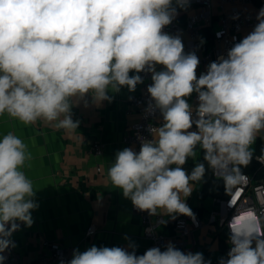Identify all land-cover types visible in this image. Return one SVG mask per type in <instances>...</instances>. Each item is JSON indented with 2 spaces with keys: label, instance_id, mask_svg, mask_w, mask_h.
Wrapping results in <instances>:
<instances>
[{
  "label": "clouds",
  "instance_id": "obj_1",
  "mask_svg": "<svg viewBox=\"0 0 264 264\" xmlns=\"http://www.w3.org/2000/svg\"><path fill=\"white\" fill-rule=\"evenodd\" d=\"M188 6L189 0L175 6L173 0H0V116L72 134L80 125L72 109L81 101L88 107L86 97L100 107L112 102L109 90L134 92L144 83L141 73L150 74L146 114L159 111L160 123L149 127L151 138H141L138 152H116L107 178L138 211L195 221L186 199L206 171L226 189H238L248 181L242 169L254 158L252 146L264 139V7L252 31L198 77L197 55L164 31ZM198 149L202 159L189 172L184 165ZM31 159L15 132L0 137V264L17 246L13 233L21 223L31 227L39 207L24 170ZM255 159L264 164V148ZM228 228L230 248L219 264H264V223L255 212L236 215ZM125 239L127 248L74 249L60 264H211L172 242L137 255V245Z\"/></svg>",
  "mask_w": 264,
  "mask_h": 264
},
{
  "label": "crops",
  "instance_id": "obj_2",
  "mask_svg": "<svg viewBox=\"0 0 264 264\" xmlns=\"http://www.w3.org/2000/svg\"><path fill=\"white\" fill-rule=\"evenodd\" d=\"M255 1V5L248 6L250 10L255 9L260 0ZM192 2L189 0V4ZM253 28L244 29L238 42ZM178 36L186 38L185 33ZM130 94L126 86L119 93L109 90L112 102L103 101L100 107L86 97L88 107L81 101L72 109L73 119L80 121L79 128L72 134L43 121L25 126L7 114L0 116V137L9 131L15 132L32 155L24 170L33 181L36 191L33 199L39 207L31 212L32 226H23L14 235L17 253L24 262L36 260L47 240L68 247L71 259L74 249L83 252L92 245L127 248V236L137 245V255L143 254L148 239L141 217L132 211L131 201L107 178L116 152L126 147L133 149V145L126 142V136L130 125L139 119V113L130 104ZM95 139L105 144L102 155L90 151L91 141ZM257 139L264 147V139ZM189 201L191 209L201 205L196 187ZM209 206L207 201L202 205L203 210L198 214L202 224L196 233V245L189 244L186 252H201L205 261L210 260L212 264L216 258L227 257L229 236L217 234L216 225L210 222ZM164 217L169 224L173 221ZM92 225L97 231L87 236Z\"/></svg>",
  "mask_w": 264,
  "mask_h": 264
},
{
  "label": "built area",
  "instance_id": "obj_3",
  "mask_svg": "<svg viewBox=\"0 0 264 264\" xmlns=\"http://www.w3.org/2000/svg\"><path fill=\"white\" fill-rule=\"evenodd\" d=\"M255 0H193L183 22L173 19L172 23L164 31L170 35L185 33L186 38L181 39L184 44L185 53L194 52L199 58L200 64L197 68V76L207 71V66L217 60L218 56L227 55V51L238 42L242 31L254 27L257 23L256 15L261 7H264V0H260L255 9L250 10L249 5H255ZM206 29L212 31V36L206 38L203 32ZM219 29V31H218ZM219 33V35H217ZM205 37V38H204ZM204 41L202 44L201 41ZM211 44L208 45V43ZM157 70H161L157 66ZM144 83L137 85L134 92L130 94V104L138 111L139 119L130 125L126 136V142L133 145L134 151H139L141 138L150 139L149 127L158 126L161 120L159 111L153 114H146L151 98L147 87L151 83L150 74L141 73ZM190 104L195 106L198 103L194 93L189 98ZM105 144L95 139L91 141L90 151L95 155H102ZM264 165V164H262ZM100 170V168H98ZM248 181L246 184L232 188L226 197H215L212 203L218 207L210 209V222L218 223L229 231V222L236 216L247 211H254L264 223V179L253 181V177L243 172ZM186 203L190 206L189 197ZM132 211L141 217L148 244L143 253L152 247H160L161 250L168 242H172L176 248L186 252L189 244L195 247L197 231L202 224V219L195 214V221L184 215H177L170 224L165 217L149 216L147 212L136 210L132 205ZM161 219L164 223H160ZM24 226L21 223L20 229ZM154 229V231H149ZM19 231V230H18ZM14 232L11 240L16 244ZM97 229L95 226L88 228L87 236L94 235ZM230 235V232H229ZM44 251L34 261L24 262L20 259L16 248L4 253L7 259L3 264H60L61 260H70L71 251L68 247L54 241L43 242ZM230 244L228 243L227 252ZM212 264H219V259L212 261Z\"/></svg>",
  "mask_w": 264,
  "mask_h": 264
},
{
  "label": "trees",
  "instance_id": "obj_4",
  "mask_svg": "<svg viewBox=\"0 0 264 264\" xmlns=\"http://www.w3.org/2000/svg\"><path fill=\"white\" fill-rule=\"evenodd\" d=\"M173 6H175V0H173ZM192 4H189V6L184 9H178V15L174 18L179 20L180 22H183L185 19V16L190 9ZM204 36L206 38L212 36V31L210 29H206L203 32ZM204 37V38H205ZM211 44V42L208 43V45ZM254 158L249 164L247 168L242 169L243 172H246L250 174L253 177V181H260L264 179V165L262 163L258 162L255 157L261 155V149L264 148L260 141L257 139L254 144ZM202 159V153L198 149L197 158L194 161L193 159H189L187 163L184 165V168L187 171H191V169L194 167V164ZM231 191V189H226L223 180L217 176H215L211 170L206 171L204 179L201 181V187L198 189V199L201 202L200 206H195L191 210L193 213H201L203 208L202 205L206 203V201L209 199L212 202V199L215 197H226L227 194ZM218 207L212 203L209 207ZM217 234H219L221 237H227L229 236V231L226 227L215 223Z\"/></svg>",
  "mask_w": 264,
  "mask_h": 264
},
{
  "label": "rangeland",
  "instance_id": "obj_5",
  "mask_svg": "<svg viewBox=\"0 0 264 264\" xmlns=\"http://www.w3.org/2000/svg\"><path fill=\"white\" fill-rule=\"evenodd\" d=\"M218 31H219V29H218ZM197 153H198V150H197ZM195 187H196V190L200 189V187H201V181L200 182H197ZM207 204L208 205H211L212 202L208 199L207 200Z\"/></svg>",
  "mask_w": 264,
  "mask_h": 264
}]
</instances>
